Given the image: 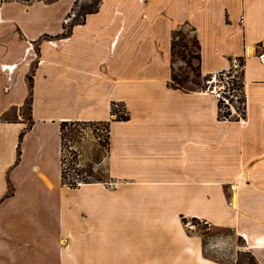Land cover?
I'll list each match as a JSON object with an SVG mask.
<instances>
[{"label":"crops","instance_id":"obj_1","mask_svg":"<svg viewBox=\"0 0 264 264\" xmlns=\"http://www.w3.org/2000/svg\"><path fill=\"white\" fill-rule=\"evenodd\" d=\"M76 1L0 0V264H221L193 219L264 264V0ZM175 31L242 62L243 116L172 80ZM66 121L107 125L104 182L62 183Z\"/></svg>","mask_w":264,"mask_h":264},{"label":"rangeland","instance_id":"obj_2","mask_svg":"<svg viewBox=\"0 0 264 264\" xmlns=\"http://www.w3.org/2000/svg\"><path fill=\"white\" fill-rule=\"evenodd\" d=\"M75 15L73 19L80 20L84 10L92 9L96 5V0L77 1ZM172 56L174 61L180 62L178 70L174 71V82L183 83L184 80L199 82L204 77L198 73V54L196 41L192 37L186 36L183 31H175L173 34ZM229 88L233 97H229V102L236 110L241 111L243 107V97L241 93V71H230ZM221 113L228 111L227 105L221 101ZM226 106V107H225ZM115 111L123 114L121 105L113 106ZM28 106L22 109L27 117ZM105 123L71 122L63 130V143L65 147L64 158L66 165V183L84 181L107 180V168L105 159L107 156V131ZM70 152H73L70 154ZM195 232L202 235V246L204 253L210 255L215 262L221 264H257L252 254L244 247V238L236 235L230 229L216 230L210 228L204 221L197 219L188 222Z\"/></svg>","mask_w":264,"mask_h":264},{"label":"built area","instance_id":"obj_3","mask_svg":"<svg viewBox=\"0 0 264 264\" xmlns=\"http://www.w3.org/2000/svg\"><path fill=\"white\" fill-rule=\"evenodd\" d=\"M259 58L262 62H264V54H261ZM242 66L243 64L240 60H231L228 68L212 72L205 76L202 79L204 92L212 96L218 103L223 101L227 107H230L232 103L229 102V97H233L229 88V80L231 78L230 71H241ZM77 185L79 186L80 184L78 183Z\"/></svg>","mask_w":264,"mask_h":264},{"label":"trees","instance_id":"obj_4","mask_svg":"<svg viewBox=\"0 0 264 264\" xmlns=\"http://www.w3.org/2000/svg\"><path fill=\"white\" fill-rule=\"evenodd\" d=\"M77 4V1L75 2V5ZM97 5H98V0H96V5H94V7H92V9H88V10H84V13L82 14V15H80V17H81V19L80 20H77V19H72L74 22H76L77 23V21L78 22H82L83 21V18H84V15L85 14H87V13H91V12H93V11H95L96 10V8H97ZM72 10H74V8L72 9ZM76 17H78V15H76ZM67 33V32H66ZM172 49H173V45H172ZM174 79V77L172 76V80ZM174 81V80H173ZM28 85L29 86H31V77H28ZM30 101H31V98H30V96L27 98V100H26V103H25V105H27L28 106V108H27V111L29 110V108H30ZM115 105V104H114ZM114 105H112V113L113 114H116V118L117 119H119V120H124V119H126V115H125V112H124V110H123V114L122 115H120V113H118L117 111H115V109H114ZM218 105H219V107H220V109H221V102H219L218 103ZM244 108L242 107L241 108V111H239V115L240 116H243L244 115ZM230 116V112H229V110L227 111V112H225V113H222L221 114V117H223V118H228ZM71 122H79V121H66V122H62L61 124H60V139H61V157H60V165H61V180H62V183L63 184H65V185H67V186H69L70 188H74V187H78V182H75V184L74 183H66V171H65V168H64V165H66V160H65V158H64V151H65V147H64V143H63V130H64V127L68 124V123H71ZM87 123H90V122H87ZM99 123H101V122H99ZM107 126V125H106ZM106 131H107V140H108V128H106ZM22 135H23V132L22 133H20V138L22 137ZM73 152H70V154H72ZM74 154V153H73ZM92 182V181H91ZM85 183H89V181H84V183H81V184H85ZM80 184V185H81Z\"/></svg>","mask_w":264,"mask_h":264},{"label":"bare ground","instance_id":"obj_5","mask_svg":"<svg viewBox=\"0 0 264 264\" xmlns=\"http://www.w3.org/2000/svg\"><path fill=\"white\" fill-rule=\"evenodd\" d=\"M241 236V235H240ZM243 236V235H242Z\"/></svg>","mask_w":264,"mask_h":264}]
</instances>
